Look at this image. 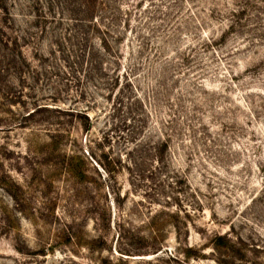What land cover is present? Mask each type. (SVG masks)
I'll list each match as a JSON object with an SVG mask.
<instances>
[{
  "label": "rangeland",
  "instance_id": "1",
  "mask_svg": "<svg viewBox=\"0 0 264 264\" xmlns=\"http://www.w3.org/2000/svg\"><path fill=\"white\" fill-rule=\"evenodd\" d=\"M0 264H264V0H0Z\"/></svg>",
  "mask_w": 264,
  "mask_h": 264
}]
</instances>
